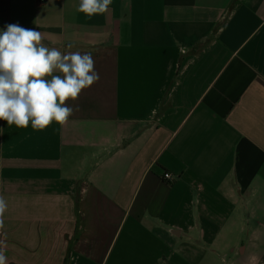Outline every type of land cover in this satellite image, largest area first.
<instances>
[{"label":"crops","instance_id":"0c3cea01","mask_svg":"<svg viewBox=\"0 0 264 264\" xmlns=\"http://www.w3.org/2000/svg\"><path fill=\"white\" fill-rule=\"evenodd\" d=\"M78 4L0 0L100 76L64 126L0 120L7 264H264V0Z\"/></svg>","mask_w":264,"mask_h":264},{"label":"clouds","instance_id":"9594fccd","mask_svg":"<svg viewBox=\"0 0 264 264\" xmlns=\"http://www.w3.org/2000/svg\"><path fill=\"white\" fill-rule=\"evenodd\" d=\"M113 0H79L77 11L87 19L107 13ZM35 29L9 24L0 30V120L8 126L43 131L53 122L68 123L83 90L100 79L91 53L48 47ZM74 45L69 43L68 48ZM2 130V129H0ZM8 202L0 195V230ZM5 247H0V264H7ZM250 260L255 262L257 257Z\"/></svg>","mask_w":264,"mask_h":264},{"label":"built area","instance_id":"2783aa9c","mask_svg":"<svg viewBox=\"0 0 264 264\" xmlns=\"http://www.w3.org/2000/svg\"><path fill=\"white\" fill-rule=\"evenodd\" d=\"M163 179L169 181V180L172 179V176H171L169 173H164V174H163Z\"/></svg>","mask_w":264,"mask_h":264}]
</instances>
